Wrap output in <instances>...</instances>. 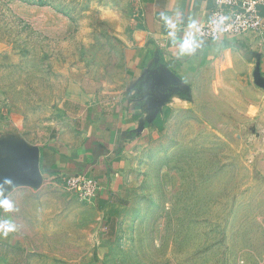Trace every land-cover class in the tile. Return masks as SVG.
<instances>
[{
  "label": "rangeland",
  "instance_id": "obj_1",
  "mask_svg": "<svg viewBox=\"0 0 264 264\" xmlns=\"http://www.w3.org/2000/svg\"><path fill=\"white\" fill-rule=\"evenodd\" d=\"M135 11L129 0H0L1 143L43 137L71 81L119 88ZM252 73L238 57L210 65L193 109L136 149L132 204L112 240L106 216L86 209V228L24 230L17 244L0 245V264H264V146L247 120L259 100Z\"/></svg>",
  "mask_w": 264,
  "mask_h": 264
},
{
  "label": "crops",
  "instance_id": "obj_2",
  "mask_svg": "<svg viewBox=\"0 0 264 264\" xmlns=\"http://www.w3.org/2000/svg\"><path fill=\"white\" fill-rule=\"evenodd\" d=\"M129 2L136 11L123 39L119 88L91 78L71 81L44 136L26 143L39 150L38 186L9 179L16 162L0 140V199L13 205L12 211L0 207V220L17 226L7 237L0 234V245L17 244L24 230L49 237L70 227L86 228V209L106 216V238L112 240L120 215L132 204L136 149L178 113L193 109L198 79L222 60L244 59L254 73L259 100L247 120L264 146V35L248 32L220 41L197 37L195 27L209 20L215 0ZM81 174L99 184L93 203L79 201L61 184L62 177Z\"/></svg>",
  "mask_w": 264,
  "mask_h": 264
},
{
  "label": "built area",
  "instance_id": "obj_3",
  "mask_svg": "<svg viewBox=\"0 0 264 264\" xmlns=\"http://www.w3.org/2000/svg\"><path fill=\"white\" fill-rule=\"evenodd\" d=\"M264 0H215L214 9L205 23L196 25L197 37L206 41L237 39L248 32L264 35ZM61 184L79 201L93 203L99 192L98 182L86 175L61 178Z\"/></svg>",
  "mask_w": 264,
  "mask_h": 264
},
{
  "label": "water",
  "instance_id": "obj_4",
  "mask_svg": "<svg viewBox=\"0 0 264 264\" xmlns=\"http://www.w3.org/2000/svg\"><path fill=\"white\" fill-rule=\"evenodd\" d=\"M6 148L16 162L15 172L9 179L26 186H38L41 182L39 150L23 143Z\"/></svg>",
  "mask_w": 264,
  "mask_h": 264
},
{
  "label": "clouds",
  "instance_id": "obj_5",
  "mask_svg": "<svg viewBox=\"0 0 264 264\" xmlns=\"http://www.w3.org/2000/svg\"><path fill=\"white\" fill-rule=\"evenodd\" d=\"M0 207L5 211H12L13 205L7 199H0ZM17 226L10 220H0V234L7 237L9 233L15 232Z\"/></svg>",
  "mask_w": 264,
  "mask_h": 264
}]
</instances>
